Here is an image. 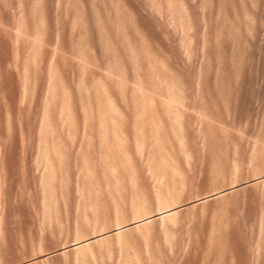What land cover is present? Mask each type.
<instances>
[{
	"label": "rangeland",
	"instance_id": "rangeland-1",
	"mask_svg": "<svg viewBox=\"0 0 264 264\" xmlns=\"http://www.w3.org/2000/svg\"><path fill=\"white\" fill-rule=\"evenodd\" d=\"M0 264H264V0H0Z\"/></svg>",
	"mask_w": 264,
	"mask_h": 264
}]
</instances>
